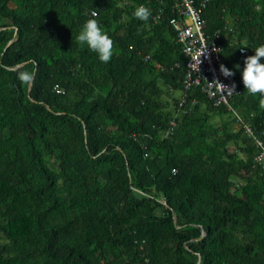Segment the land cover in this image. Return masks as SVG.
I'll return each instance as SVG.
<instances>
[{"label": "trees", "instance_id": "obj_1", "mask_svg": "<svg viewBox=\"0 0 264 264\" xmlns=\"http://www.w3.org/2000/svg\"><path fill=\"white\" fill-rule=\"evenodd\" d=\"M93 12L108 63L76 40ZM173 15L174 0H0V264H264V167L224 105L197 86L178 105ZM202 17L264 144L238 59L264 44V0H206Z\"/></svg>", "mask_w": 264, "mask_h": 264}, {"label": "built area", "instance_id": "obj_2", "mask_svg": "<svg viewBox=\"0 0 264 264\" xmlns=\"http://www.w3.org/2000/svg\"><path fill=\"white\" fill-rule=\"evenodd\" d=\"M205 2L206 0H174V15L168 19L172 37L180 45L181 52L186 57V70L181 81L183 91L178 97V105L181 106L185 101V90L193 86H197L206 97L211 99L213 105H224L240 123L243 133L253 139L257 148L253 160L264 167V144L254 135L249 123L243 120L228 103V99L238 90L237 84L233 77H224L221 74L219 67L223 62L219 56V46L212 38L207 39L204 32L205 21L202 17V9ZM203 49L206 54L201 57L202 63L198 67L199 61L195 59V54ZM250 55L252 54L246 47L238 48L239 61L243 62L245 57ZM214 80H219L227 86L234 83L235 92L220 91L218 85L210 84ZM54 88L59 91L56 84ZM169 124L173 126V120H170Z\"/></svg>", "mask_w": 264, "mask_h": 264}, {"label": "clouds", "instance_id": "obj_3", "mask_svg": "<svg viewBox=\"0 0 264 264\" xmlns=\"http://www.w3.org/2000/svg\"><path fill=\"white\" fill-rule=\"evenodd\" d=\"M92 19H88L82 25L76 40L80 46H87V48L96 53L98 59L102 63L110 62L114 55V42L109 35L102 30L98 20L95 18L98 16L97 12H93ZM134 18L147 22L151 17V10L144 6L139 5L133 12ZM206 49V48H205ZM205 49L195 54V59L199 61V65L202 63L201 57L206 54ZM254 55L245 57L243 61V68L241 70L242 83L245 90L249 95L260 96L258 107L264 110V63L261 60L264 59V44L256 47ZM239 69V65H235ZM219 70L224 77L234 76V72L223 64L220 65ZM18 78L25 85H30L33 80V74L29 72H20ZM210 84L218 85L219 90L222 92L232 93L235 92V84L231 86L224 85L219 80H214Z\"/></svg>", "mask_w": 264, "mask_h": 264}, {"label": "rangeland", "instance_id": "obj_4", "mask_svg": "<svg viewBox=\"0 0 264 264\" xmlns=\"http://www.w3.org/2000/svg\"><path fill=\"white\" fill-rule=\"evenodd\" d=\"M12 2H13V4H14L15 6H17V5L21 2V0H12ZM173 95H174V96H178L179 93H178L177 91H175V92L173 93Z\"/></svg>", "mask_w": 264, "mask_h": 264}, {"label": "water", "instance_id": "obj_5", "mask_svg": "<svg viewBox=\"0 0 264 264\" xmlns=\"http://www.w3.org/2000/svg\"><path fill=\"white\" fill-rule=\"evenodd\" d=\"M11 41V39L6 43V45ZM5 45V46H6ZM203 235V232L201 231L200 237ZM197 264V263H196Z\"/></svg>", "mask_w": 264, "mask_h": 264}, {"label": "crops", "instance_id": "obj_6", "mask_svg": "<svg viewBox=\"0 0 264 264\" xmlns=\"http://www.w3.org/2000/svg\"><path fill=\"white\" fill-rule=\"evenodd\" d=\"M251 53V52H250Z\"/></svg>", "mask_w": 264, "mask_h": 264}]
</instances>
